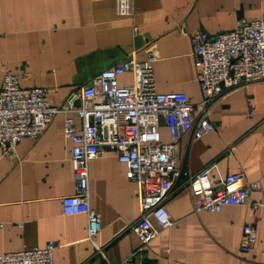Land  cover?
Instances as JSON below:
<instances>
[{
	"label": "crops",
	"instance_id": "0c3cea01",
	"mask_svg": "<svg viewBox=\"0 0 264 264\" xmlns=\"http://www.w3.org/2000/svg\"><path fill=\"white\" fill-rule=\"evenodd\" d=\"M115 4L0 0V82L10 69L23 88L43 87L49 100L60 104L104 68L131 54L141 62L151 50L157 92H182L195 104L202 92L189 35L200 30L213 35L241 20L264 18V0H129L130 16L118 15ZM131 81L129 73L117 78L118 85ZM64 116L57 114L37 139L25 138L12 151L0 149V254L54 242L53 264H107L129 256L135 264H264V82L221 99L209 113L215 130L200 138L185 133L174 150L180 175L173 187L206 165L212 185L242 171L258 183L244 205L196 214L185 185L166 203L172 225L142 247L129 227L139 217L137 183L127 179L125 165L111 151L88 162V204L100 218L95 242L105 258L86 239V215L62 214V197L76 187ZM75 125L80 127L77 117ZM160 132L169 142L167 128ZM246 223L256 239L241 252Z\"/></svg>",
	"mask_w": 264,
	"mask_h": 264
},
{
	"label": "built area",
	"instance_id": "2783aa9c",
	"mask_svg": "<svg viewBox=\"0 0 264 264\" xmlns=\"http://www.w3.org/2000/svg\"><path fill=\"white\" fill-rule=\"evenodd\" d=\"M118 15L130 16L129 0H116ZM133 27V35L138 34ZM196 81L202 99L195 104L182 92L159 93L155 89L151 50L144 60L133 54L104 68L71 90L60 104L52 103L43 87H24L19 74L5 68L0 82V149L12 151L25 138L37 139L57 114H64L63 129L70 140V164L75 192L62 197V214L83 213L87 237L94 252L105 258L95 242L101 230L98 213L88 204V162L111 151L126 167V177L138 186L139 217L129 226L145 247L162 229L172 225L167 201L181 187L189 189L194 213L219 211L223 206L244 205L250 191L258 188L242 171H233L221 184L210 182L211 165L188 173L184 185L173 187L180 175L174 150L185 133L200 138L214 131L209 113L216 103L238 88L264 82V18L241 20L228 31L209 35L200 30L189 35ZM129 73L132 81L118 85ZM75 117L80 127L75 125ZM161 127L170 141L163 142ZM256 207V204L253 205ZM151 218L156 224H153ZM256 239L252 225L242 228L240 251L247 252ZM56 243L0 254V264H53ZM135 264L131 256L120 262Z\"/></svg>",
	"mask_w": 264,
	"mask_h": 264
}]
</instances>
